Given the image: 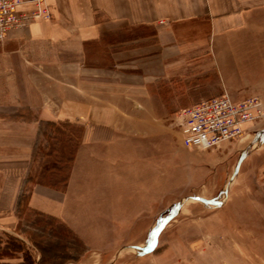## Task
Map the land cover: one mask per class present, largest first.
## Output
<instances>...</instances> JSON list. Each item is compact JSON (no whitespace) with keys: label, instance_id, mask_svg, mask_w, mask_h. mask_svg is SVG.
I'll return each instance as SVG.
<instances>
[{"label":"crops","instance_id":"1","mask_svg":"<svg viewBox=\"0 0 264 264\" xmlns=\"http://www.w3.org/2000/svg\"><path fill=\"white\" fill-rule=\"evenodd\" d=\"M45 6L50 18H35L0 43V229L7 232L19 228L24 201L29 211L75 230L91 217L93 196L129 202L125 175L146 145L138 137L151 136V119L163 114L167 80L222 78L226 37L264 33V0H45ZM33 9L23 4L18 13ZM112 83L118 90H110ZM61 123L82 131L68 183H28L42 131Z\"/></svg>","mask_w":264,"mask_h":264},{"label":"rangeland","instance_id":"2","mask_svg":"<svg viewBox=\"0 0 264 264\" xmlns=\"http://www.w3.org/2000/svg\"><path fill=\"white\" fill-rule=\"evenodd\" d=\"M226 39L222 78L165 83L163 114L151 119V136L138 137L146 145L125 175L129 202L93 196L91 217L75 230L29 211L22 200L19 228L0 229V264H29L25 254L35 264H264V113L242 138L215 149L188 150L179 135L181 111L223 93L236 101L257 97L264 107V33ZM42 135L28 183L62 188L82 131L61 123ZM13 240L23 250L9 251Z\"/></svg>","mask_w":264,"mask_h":264},{"label":"built area","instance_id":"3","mask_svg":"<svg viewBox=\"0 0 264 264\" xmlns=\"http://www.w3.org/2000/svg\"><path fill=\"white\" fill-rule=\"evenodd\" d=\"M23 4H32L31 13H18ZM50 18L45 0H0V43L8 34L26 27L35 18ZM264 113L261 100L252 97L236 101L229 94L203 100L181 111L178 128L181 144L188 150H211L221 144L240 139Z\"/></svg>","mask_w":264,"mask_h":264},{"label":"trees","instance_id":"4","mask_svg":"<svg viewBox=\"0 0 264 264\" xmlns=\"http://www.w3.org/2000/svg\"><path fill=\"white\" fill-rule=\"evenodd\" d=\"M17 241V240H16ZM18 242H15V240H13V243H9L10 247L8 248L9 251H18L21 250V246L17 244ZM12 247V248H11ZM23 250V249H22ZM43 251V250H42ZM26 257V261H28L29 264H35V262L32 260V257L28 254H25Z\"/></svg>","mask_w":264,"mask_h":264}]
</instances>
